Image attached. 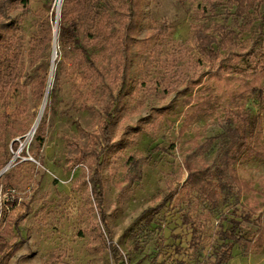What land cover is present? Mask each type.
<instances>
[{
    "label": "rangeland",
    "instance_id": "obj_1",
    "mask_svg": "<svg viewBox=\"0 0 264 264\" xmlns=\"http://www.w3.org/2000/svg\"><path fill=\"white\" fill-rule=\"evenodd\" d=\"M3 1L0 259L12 254L6 264H116L103 232L130 264H213L225 218L241 211L251 219L263 215L262 157L236 160L249 189L230 205L213 208L186 183L187 162L216 165L219 148L208 139L227 120L240 124L238 112L262 115L264 99L243 97L242 87L257 79L264 88L263 5L249 27L228 0H139L114 146L98 161L104 162L102 202L92 193L80 152L96 142L103 108L121 85L124 0L83 10L86 29L79 45L87 59L58 42L63 0L60 8L56 0ZM102 14L111 23L107 31L98 25ZM8 22L10 34L3 28ZM222 26L233 43L217 46L214 57L203 54L195 32L218 35ZM138 169L141 178L131 177ZM257 229L241 220L238 231L253 245L247 250L233 244L225 264H264V231L256 236Z\"/></svg>",
    "mask_w": 264,
    "mask_h": 264
},
{
    "label": "trees",
    "instance_id": "obj_2",
    "mask_svg": "<svg viewBox=\"0 0 264 264\" xmlns=\"http://www.w3.org/2000/svg\"><path fill=\"white\" fill-rule=\"evenodd\" d=\"M7 0H4L5 3ZM26 1V0H25ZM103 0H63L62 16L59 22L58 42L63 46L73 50L80 51L86 58L87 50L83 45H79L80 37L85 31V18L82 15L83 10L87 8H97ZM230 5L235 9L236 18H241V25L249 27L255 22L256 18L253 13L258 11L264 0H228ZM2 3V4H3ZM139 0H124L125 10L122 14V25L120 34L118 35V44L121 47L122 55L120 58V75L121 85L117 94L113 95L111 100L104 106L100 120V134L96 137V142L83 148L80 152V159L87 161L89 171V180L92 182V193L97 199V195L101 196L104 202L105 181L102 175L104 162H98L102 154L106 155L107 151L114 146L113 130L117 119V113L123 106V100L126 94L127 84L129 81V72L131 67L130 50L135 40L136 32L139 27L140 10L138 8ZM3 8V5L0 6ZM257 8V9H256ZM102 31H107L111 27L108 15L102 14L101 20L98 22ZM7 34L11 33V25L8 22L3 27ZM109 30V29H108ZM227 28L221 27L218 35L195 32L196 41L199 50L207 56H216L218 49H226L233 40L228 34ZM87 59V58H86ZM0 60V67H1ZM226 81V80H225ZM226 83V82H225ZM258 80L249 81L243 85V97L248 95H257L258 99H264V88L259 85ZM225 85L221 89L224 90ZM220 88V87H219ZM52 93V90L50 91ZM199 110L196 111V114ZM240 124H235L233 120H227L222 126V132L215 137L208 139L209 144H216L219 148V158L215 166L203 165L201 167L193 166L187 162V178L186 183L204 200L210 203L213 208H219L222 205H230L238 202L243 190L249 189V184L238 173L235 168L236 160L245 154L255 155L264 158V145L262 144V120H264V109L261 117L251 115L247 112H238ZM195 118V116H194ZM193 118V119H194ZM39 139V140H38ZM40 144L43 143L41 138H37ZM96 166V177H92V171ZM142 171L131 174L141 178ZM99 191H97V189ZM262 196L263 193L261 192ZM28 209V208H27ZM101 209L99 208V211ZM102 212V211H101ZM240 217L241 219L237 218ZM24 216L17 219L14 224L16 228ZM228 222L227 228L220 232L222 239L221 247L215 252L213 264H225L231 256V248L233 244L244 245L249 250L253 242L238 231L241 220H247L254 223L258 229L256 236L264 231V213L251 219L249 212L236 213L232 218H225ZM110 225L105 227V231L111 233ZM102 239L114 256L116 264H125L124 254L114 242H108L102 234ZM12 254L6 251L0 259V264H6Z\"/></svg>",
    "mask_w": 264,
    "mask_h": 264
},
{
    "label": "bare ground",
    "instance_id": "obj_3",
    "mask_svg": "<svg viewBox=\"0 0 264 264\" xmlns=\"http://www.w3.org/2000/svg\"><path fill=\"white\" fill-rule=\"evenodd\" d=\"M56 1H57V7L60 8L61 3H62V0H56ZM45 104H46V103H44V105L42 106L41 111H40V114H39V117H38V120L36 121V123H35L33 129H32L31 132L29 133L30 136L33 134V132L35 131V129H36V128L38 127V125H39L40 117H41L42 114H43V110H44V108H45Z\"/></svg>",
    "mask_w": 264,
    "mask_h": 264
},
{
    "label": "built area",
    "instance_id": "obj_4",
    "mask_svg": "<svg viewBox=\"0 0 264 264\" xmlns=\"http://www.w3.org/2000/svg\"><path fill=\"white\" fill-rule=\"evenodd\" d=\"M125 264H130V263H128L127 261H125Z\"/></svg>",
    "mask_w": 264,
    "mask_h": 264
}]
</instances>
